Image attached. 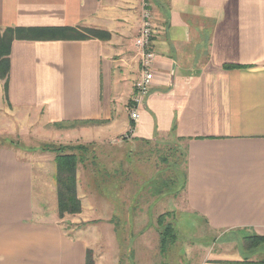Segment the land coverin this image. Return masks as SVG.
I'll use <instances>...</instances> for the list:
<instances>
[{
  "label": "crops",
  "instance_id": "obj_1",
  "mask_svg": "<svg viewBox=\"0 0 264 264\" xmlns=\"http://www.w3.org/2000/svg\"><path fill=\"white\" fill-rule=\"evenodd\" d=\"M148 2L157 26L155 79L133 132L144 0H0L2 30L32 29L12 41L1 104L27 120L31 114L54 125L77 122L59 127L60 134L87 153L91 146L117 143L119 150L110 151H119L120 159L95 156L94 147L78 164L79 192L93 204L97 190L109 191L106 175L95 169L136 163L149 144L173 136L185 151L189 210L212 231L264 235V0ZM21 156L0 146V264H87L91 244L45 221L35 208L46 181L34 161ZM115 174L118 199L126 180ZM50 194L57 199L52 188Z\"/></svg>",
  "mask_w": 264,
  "mask_h": 264
},
{
  "label": "rangeland",
  "instance_id": "obj_2",
  "mask_svg": "<svg viewBox=\"0 0 264 264\" xmlns=\"http://www.w3.org/2000/svg\"><path fill=\"white\" fill-rule=\"evenodd\" d=\"M25 117L24 112H15L0 101V146L13 147L20 157L23 155L34 161L40 178L46 181L41 193L36 192L35 208L41 210L45 221L60 223L67 234L82 237L91 244L87 264H198L202 259L214 258L264 260V243L249 244L252 236L259 234L241 229L212 231L186 206V156L173 136L160 140L158 144H149L146 151L140 153L143 159L136 163L131 159L122 168L119 162V168L115 169L113 167H118V162H106L110 167L105 171L95 169L100 175H106L102 178L108 180L109 191L100 194L97 190L94 204L79 192L77 181L81 210L61 215L58 196L56 199L50 194L51 188L57 193V154L41 148L64 146L65 152L77 151L82 161L94 147L95 156L106 154L120 159L121 153H111L110 150L118 149L115 141L99 144V148L91 146L90 153H87L81 149L82 144L75 143L69 135L60 134L59 127L45 123L43 117L39 120L31 114L28 120ZM117 172L118 178L123 175L126 180L122 185L124 193L118 199L112 180ZM106 196L112 199H102Z\"/></svg>",
  "mask_w": 264,
  "mask_h": 264
},
{
  "label": "trees",
  "instance_id": "obj_3",
  "mask_svg": "<svg viewBox=\"0 0 264 264\" xmlns=\"http://www.w3.org/2000/svg\"><path fill=\"white\" fill-rule=\"evenodd\" d=\"M66 29V28H65ZM63 29V30H65ZM68 30V28H67ZM77 32V30H71ZM32 29H18V28H6L2 30L0 28V79L5 80V90L7 92L8 86V75L10 70V52L12 41L17 37H28ZM94 31L88 30V33H93ZM84 36V35H83ZM232 67V66H230ZM77 122H63L55 124L58 127L67 128L73 126ZM83 150L86 146H80ZM42 151H53L57 154L56 162L59 170V176L57 181V196H58V207L60 214L63 215L64 212H80L81 203L78 199L77 194V167L80 161L77 154L73 152H65L64 146H43ZM185 155V151H184ZM63 173L64 177H63ZM186 179V175L184 174ZM166 216L168 213L165 214ZM163 216V214L161 215ZM160 216V217H161ZM167 232V230H166ZM177 233L175 231V238ZM264 243V236L253 235L249 244H260ZM164 245V244H163Z\"/></svg>",
  "mask_w": 264,
  "mask_h": 264
},
{
  "label": "built area",
  "instance_id": "obj_4",
  "mask_svg": "<svg viewBox=\"0 0 264 264\" xmlns=\"http://www.w3.org/2000/svg\"><path fill=\"white\" fill-rule=\"evenodd\" d=\"M156 33L157 26L154 22V16L149 8V2L148 0H144L142 25L136 38L140 72L134 81V93L130 105V118L133 122L131 127L132 132L135 130L140 119V110L149 95L155 79L153 63L156 54L152 49V45Z\"/></svg>",
  "mask_w": 264,
  "mask_h": 264
}]
</instances>
